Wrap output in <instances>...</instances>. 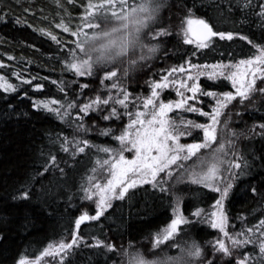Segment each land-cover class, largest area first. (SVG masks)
Here are the masks:
<instances>
[{
    "label": "trees",
    "instance_id": "1",
    "mask_svg": "<svg viewBox=\"0 0 264 264\" xmlns=\"http://www.w3.org/2000/svg\"><path fill=\"white\" fill-rule=\"evenodd\" d=\"M102 2L0 0V264H16L21 258L35 260L49 245L70 242L77 232L76 219L85 213L96 214L93 203L84 199L83 189L89 188V177H93L100 164L117 150L119 142L114 137L121 135L132 119V115L124 113H132L136 102L142 103L149 97L152 82L181 66L191 71L197 67L205 69L214 64L234 65L247 61L259 55L253 45L264 47V17L257 15L258 5L264 0H251L247 8L243 7L246 0H154L158 11L139 33V40L146 46H155L156 51L147 55L141 47L137 53L146 59L137 58L135 68L127 64L136 59L128 53L108 64L94 65L91 76L79 77L68 71L67 65L72 61L73 50L77 57L83 58L76 44L87 37L71 33L82 29L91 36L102 30L103 25L114 22V19L102 22L87 17L89 4ZM139 2L126 0V7L130 10ZM119 7L117 3L116 8ZM187 18L203 19L213 31L231 33L233 39L212 37L207 48H199L197 43L186 44L183 41ZM86 23H99L100 28L84 27ZM65 27L69 31H64ZM161 30H166L168 35L156 37ZM94 46L87 45L88 48ZM112 70L118 71L120 87L128 91L131 103L126 110L110 105L102 111L91 112L83 117L84 130L77 127L81 121L76 118L75 109L61 120L54 113L34 107L53 100L75 101L81 105L96 96L104 98L112 81H105V86H101L100 79L105 71ZM84 84L88 87L79 86ZM198 84L203 92L231 91V82L224 76L201 77ZM7 85L15 91H6ZM60 87L65 91L61 92ZM259 88L264 86L260 84ZM166 93L165 98L169 97V91ZM204 99L208 103L214 101L209 97ZM111 106L117 108L120 116L104 120L102 117L108 115ZM204 110L209 109L205 106ZM187 115L199 123L207 121L206 116L197 113ZM223 116L229 117V124L225 126L229 134L236 133L232 140V149L236 152L233 160L242 164L241 169H234L238 175L223 201V212L229 231L244 239L238 234L250 235L247 229L255 230L259 221L264 220V135L261 134L264 130L258 127L264 124V94L254 93L244 103L237 98L228 105ZM106 129L111 130L110 135L101 134ZM64 137L72 142L66 145L68 152L60 147ZM85 140L89 147L73 154L75 142ZM185 141H201V131L196 130ZM103 148L111 151H100ZM52 156L55 166L49 164ZM46 166L49 171L39 175ZM185 169L173 173L168 180L161 179L158 185L144 183L130 188L123 199H113L111 207L98 220L83 222L78 230L83 240L67 251L62 264H122L127 256L135 254L154 261L180 256L184 245L190 247L193 242L201 249L202 255L195 257L202 260L199 263L207 264L211 258L216 264H234L248 253L251 264H264L258 244L235 248L232 256L225 258L214 251L212 243L218 231L210 227L206 214L195 217L192 213L197 209L210 212L219 193L203 184L187 180L176 182ZM162 187L166 191H161ZM22 191H28L30 198L14 199ZM177 205L189 223L178 226L173 237L153 248L151 243L170 223ZM97 240L115 245V251L88 246ZM51 264H61V261L54 260Z\"/></svg>",
    "mask_w": 264,
    "mask_h": 264
},
{
    "label": "snow or ice",
    "instance_id": "2",
    "mask_svg": "<svg viewBox=\"0 0 264 264\" xmlns=\"http://www.w3.org/2000/svg\"><path fill=\"white\" fill-rule=\"evenodd\" d=\"M71 2V0H70ZM119 3V9L116 8V4ZM251 6V0H246V3L243 7L247 8ZM260 11L257 15L264 17V2L258 5ZM110 10V11H109ZM158 11V7L155 6L154 0H140L138 4H134L130 7V10L126 7V0H103L99 5L89 4L87 17L89 19H98L102 22L109 21L114 19L118 26L111 28L108 31L100 30L98 32H93L91 36H88L87 33H84L82 29L79 32H72L73 36L82 34L87 39L83 42L76 44V49L83 54V58H79L76 55V50H73L72 61L68 63L67 69L70 72H73L76 76L84 77L86 75H93L94 65L101 64L105 65L117 57H123L128 54L129 49H135L139 44V33L141 30L152 22L155 17V14ZM187 28L184 30V43L192 44L197 43L199 48H207L212 37L218 36L220 39L232 40L233 35L231 33H221L215 32L212 29V26L208 24L205 20H193L191 18L186 19ZM198 24L201 26V31L195 33L192 30V25ZM84 27L87 28H100L99 23H86ZM64 31H69L68 28H64ZM189 34L195 36V40L188 38ZM168 35L166 30H161L155 34L156 37ZM242 39H247L246 37H241ZM53 40L56 39L55 36L52 37ZM94 44V47H86L89 44ZM252 42L249 41V44ZM257 48L259 55L251 58L247 61H240V64L247 65L250 70L249 73L241 74L237 76V73L233 72L230 76L226 77L232 81L233 87L236 89L235 93L226 92L219 94L216 98V107L212 111L204 112L195 108V106H185L188 103V100L195 99V94L200 91V88L197 84L193 83L189 86L186 81L179 82V88H186L188 92L192 93V96L183 98L179 101H176L174 104L172 102L164 103L158 98L160 92L163 89H167L171 84L177 83L176 81L170 80L176 72H185V68L181 66L179 69L173 68L166 75L161 76L160 80L154 81L151 84V95L144 99L142 102V107L144 109L152 108L150 118L145 121L142 117L146 116L144 111H137L135 113V118L130 121L126 126L125 130L121 135L114 137L120 145L122 146L119 152V158L115 162H112V158L104 160L100 166L103 168L106 165H110L108 171L111 178L106 181L103 185L99 182L91 183L94 177H89V182L91 186L89 188H84V199L92 200L94 197L96 199V214L94 216H88L87 213L82 214L75 221V226L77 232L73 233L72 239L70 242L65 243L61 241L59 245L53 246L49 245L47 249L41 254V257L37 258L39 261L43 256H60L61 264L63 261V254H66L68 250L77 246L82 242L83 238L78 236V230L80 225L88 220H98L107 208L111 207V200L123 199L125 194L130 188H135L137 186L136 179H130V174L133 176H139V183H151L154 186L160 184V181L157 180V177L160 173H164L166 170L171 169L173 165L176 168H184V161L192 160L194 161V166L196 162H199V165H204L206 171L203 174L193 171L190 175L192 183L203 184L205 187L211 188L213 191L219 193V198L215 201L213 208L220 209V213L213 211L210 214L208 223L213 229H218L223 237L231 241V247L226 245L224 239L216 240L212 247L215 252L223 254V256L231 257L232 249L241 248L247 244H258L259 252L261 255H264V220L259 221L253 228H248L247 233L250 235L245 236L244 232L239 233V236H244V239L235 238L230 236L227 231H225V220L226 217L223 214V201L228 197L230 190L233 188L232 180L235 179L238 175L234 169H241L242 164L236 162L235 160L222 161L219 158V154L225 153V143H219L218 146L213 149L212 153L207 159L202 158L200 155L201 149H209L213 144L218 141V126L221 124L220 116L223 113V110L228 107L234 100L239 98L240 103H244L245 100H249L254 93L264 94V88L257 87V80L264 82V47L259 45H253ZM148 53H153L156 51L155 46L148 48ZM140 59H146V56H141ZM136 61H130V64H135ZM190 67H196L195 65H190ZM216 68L215 65L211 66ZM227 67V66H225ZM127 74V70L125 73ZM204 73H201L203 75ZM220 76H224V72L220 71ZM193 77L189 74L187 75V80H192ZM105 81H112L110 87L108 88V94L106 97L102 98L101 96H96L94 99L90 100L87 103L78 105L75 101H49V102H40L39 104L34 105V107L42 108L45 111L54 113L61 120L70 116V110H76V118L81 121L77 127L81 130L83 129V117L88 116L91 112L102 111L106 106L110 105H119L125 110L128 108L130 101V94L126 89L120 87L118 71H105L103 77L100 79L101 86H105ZM30 83V82H29ZM82 88H87L88 85H79ZM5 90L15 91L11 85H7ZM117 90L116 94L113 95L112 91ZM60 91L64 92L65 89L60 87ZM178 95L181 97L184 96L183 92L178 91ZM207 96L216 97L217 94L212 92L204 93ZM52 105H59L58 107H53ZM175 109H185L188 112H197L203 116L209 117V123L207 124H194L192 121L181 120L178 125L174 120H171L168 117V114L173 112ZM125 115L131 116L132 113L125 112ZM120 113L117 111L115 106H111L108 111V115L103 116L104 120H109L112 118H119ZM149 126L145 128V124ZM226 125V122H225ZM183 126L185 129L188 127H194L201 129L203 132V140L200 143H192L181 145L179 144V139L184 135H190L189 132L181 131L180 128ZM260 129L264 130V124L258 126ZM135 128L134 137L130 134V129ZM224 129H220V134H223ZM111 130L106 129L102 131V135H110ZM264 135V131L261 132ZM235 135V133H232ZM72 142L68 141L67 137L63 138V143L60 144L61 149L64 152H68L69 148L66 146ZM76 147L72 149L73 154L75 152H84L85 148L89 147L88 141H78L75 142ZM83 144V146H79ZM228 144L231 145L232 141H228ZM130 145V148H128ZM136 151V158L132 161H126L123 156L124 150ZM105 153L111 151L108 148L100 149ZM225 164L224 169L225 175L221 173L219 167L220 164ZM49 164L55 166V157L52 156ZM123 165V167H121ZM243 166H247L244 163ZM49 171V168L46 166L43 169V172L39 175H43L45 172ZM61 173L63 169H60ZM95 171V169H93ZM169 177L172 176V171L167 172ZM150 177V179H147ZM223 185L221 186V182ZM119 189V191H117ZM161 191H166L163 187ZM255 194V189L252 190ZM29 192L22 191V193L15 197L14 199L18 200H27L29 199ZM179 201V197H177ZM176 212L175 218L171 220L167 228L164 229L163 233L159 234L155 238L153 248L158 247L164 241L169 240L173 237L177 231L178 226L188 224L189 221L179 213L178 210L174 209ZM195 217H201L205 215L203 210L197 209L192 213ZM256 233H259V237L256 238ZM89 247H104L109 251H115V245L105 244L103 241L97 240L95 244L88 245ZM202 255L199 245L195 242L191 244L190 247L181 249V255L177 257H165L163 259H157L150 262V264H186V257H200ZM18 264H29L24 258H21L18 261ZM128 264H146V262L141 259L139 254H135L129 258ZM207 264H216L214 259H208ZM235 264H251V257L248 253L243 254L242 259H236Z\"/></svg>",
    "mask_w": 264,
    "mask_h": 264
},
{
    "label": "rangeland",
    "instance_id": "3",
    "mask_svg": "<svg viewBox=\"0 0 264 264\" xmlns=\"http://www.w3.org/2000/svg\"><path fill=\"white\" fill-rule=\"evenodd\" d=\"M116 26H118V23L116 21L109 22L106 25H103L102 30L108 31L111 28L116 27ZM186 28H187V25H186ZM188 38H191L192 39V38H194V36L191 35V34H189V37ZM193 40H195V39H193ZM146 45L147 44L144 45V43H142L141 40H139L138 46L135 49H129V52L128 53H130L131 55H134L136 57V59H135V61H136V60H138L137 58H140L142 56L141 54H139L140 52L137 53V51H139L141 47H142L141 50L145 49V53L147 55H149V53H148L147 50H148V48H150V46H146ZM127 64H129L132 68H135L138 63L136 62L135 64H130V60H129L127 62ZM214 65L216 66V68L208 67V68H205L204 69V68H198L197 67V68H194L191 71H185L183 73H174L172 76H170L169 79L172 80V81H176L177 83L171 84L169 88L161 90L160 96H159L158 99L160 101H163L164 103L172 102L174 104L176 101H179V100H181L183 98L192 96L193 94L190 93V92H188L186 88H183V89L179 88V82L186 81V83L189 86H191L193 83H195V84H197L199 86L198 82H199V80H200L201 77H206V78L219 77L220 76L219 75L220 71H223L224 72V74H225L224 77H228L233 72H235V73H237V76L238 77L241 76V74L249 73V77L248 78H251L250 77V70H249V68H248L247 65H243V64H240V63L234 64V65H227V64H214ZM225 66H227V67H225ZM201 73H204V74L201 75ZM189 74L193 77L192 80H187V75H189ZM230 82H231V91H229V92L235 93L236 89L233 87V84H232V81L231 80H230ZM258 84H259V86H260V84H262V86H264V82H261L259 79L257 80V87L259 88ZM199 88H200V86H199ZM114 91L115 90H113V92H112L113 95L116 94V92H114ZM166 91H169V93H168L169 94L168 95L169 97H167V98H165V95L167 94ZM178 91L179 92H183L184 96L181 97L180 95H178ZM204 93H207V92L201 91V88H200V91L195 94V97L196 98L195 99L188 100V103L185 106V108H187L188 106H195V108H197L199 110H203L204 112H209L210 113L212 111V109L214 107H216V98H218L219 94H222V93H217V96L216 97L207 96V95H204ZM150 95H151V93H150ZM207 97L213 98L214 101L212 103H208V100H205L204 99V98H207ZM205 106L208 107V109H209L208 111H205L204 110ZM133 109H134V111L132 112V119L135 118V113L137 111H144L146 113V116L145 117H142V119H145V121H147V119L150 118V115H147V114L151 113L152 108L150 107L149 109H144L142 107V103L140 101H138V102L135 103ZM226 109L223 110V113L220 116L221 124L218 126V141H217V143L213 144L212 147L209 148V149H201L200 150V153L198 154V155H200L204 159H207L210 156V154L212 153L213 149H215L218 146L219 143H225V153H226V155L223 154V153H221V154H219V158L222 161L233 160V153L235 152V149L233 151V149H232L233 146H232V144L229 145L228 144V141H232L233 138L236 137V133H235V135H230L229 132H228V129L225 127V126H227L229 124L228 123L229 117L228 118H225L223 116V114L225 113ZM190 113H193V114L197 113L198 115L203 116V115H201L199 113V111H197V112H188L185 109H175L174 108L173 112L169 113L167 118H169L171 120H174L178 125L180 124V121L181 120H184V121H192L194 124H207V123H209V117L206 116L207 117V121H205V122L204 121H201L202 123H199L194 118L188 117L187 114H190ZM203 117H205V116H203ZM132 119H130L128 121V124L130 123V121ZM225 122H226V125H225ZM148 127L149 126L146 123L145 124V128H148ZM221 128H224V130H225L224 132L228 136L227 135H224V134L223 135L220 134V129ZM180 130L181 131H186V132H189L190 133V135H184V136H182L179 139V144H181V145L192 144V143H200L203 140V132H202L201 129L194 128V127H188L187 129H185L183 126H181ZM196 130H200L201 131V141H199V142H186L185 141V138L193 135L194 132H196ZM129 131H130V134L134 137V135H135V128L130 129ZM224 136H227V137H224ZM121 148H122V146L119 143L118 144V147H117V150L114 151V152H112V154H111L112 162H115L116 160H118V158H119V152H120ZM128 148H130V145H128ZM123 156H124V158H125L126 161H132V160H134L136 158V151L134 149H132V150H124L123 151ZM195 159L196 158L194 157L192 160H188V161H184L183 162L184 167H186L187 169H185V171H182L183 173L181 174V176H178L176 182L183 181V180L191 181L190 175H191V173L193 171H195L197 173H200V174H203V172L206 171V167L204 165H199V162H196V166H194ZM109 167H110V165H106L103 168L101 166H99L98 169L93 173L94 179L92 180L91 183L99 182L101 185H103L104 183H106V181L111 178L110 173L108 171V168ZM121 167H123V165H121ZM219 167L221 169V173H223L225 175H228V173H225V171H224V169L226 167L225 164L222 163V164L219 165ZM169 170L172 171V175H173V173L177 172L178 170H181V168H176V166L173 165L171 167V169L166 170L164 173H160L159 176L157 177V180H159V181L161 179L168 180L170 178L167 175V172ZM129 178L130 179H136L138 181L137 182V185L141 184V183H139V179H140L139 176H133V175L130 174V177ZM147 179H150V177H147ZM221 185H223V181L221 182ZM90 186H91V184H90ZM117 191H119V189H117ZM96 199H97V197H94L92 200H88L89 202L93 203V205L95 206V208H96ZM113 199H115V198H113ZM175 209L178 210L180 214H182L181 211H180V207L178 205L175 207ZM96 210H97V208H96ZM213 211H217V213L219 214L221 210L220 209L212 208V210L210 212L209 211L205 212V214L208 216V219L210 218V214ZM222 211H223V209H222ZM223 214H224V212H223ZM175 215H176V212L173 211L172 219L175 218ZM224 216H225V214H224ZM168 225L165 228H167ZM165 228L162 229L161 233H163V231H164ZM216 230L219 233L216 240H218V239H224L226 245H228L229 247H231V241H229L227 238L223 237V234L218 229H216ZM225 231H227L230 236H233V237L237 238L233 233H231V231H229L228 224H227V218L225 220ZM155 238H154L153 242L151 243V245L154 244ZM59 243L60 242H56V243L51 244V245L57 246V245H59ZM190 246H191V244H190ZM187 247H189V246L184 245L183 249L184 248H187ZM61 255H63V257H64L65 254L62 253ZM221 255L223 256V254H221ZM39 257H41V255ZM225 257L226 256H224V258ZM54 260L56 261V263L60 262L61 261L60 256H55V257H52V256H43L39 261H37V259H35V260H27V261H29V264H51V262L54 261ZM144 261L146 262V264H150V262H152V260L151 261L144 260ZM199 261L201 262L202 260H199ZM199 261L196 260L195 257H186V263L187 264L188 263L191 264V262L193 264H206L204 262L203 263H199ZM128 262H129V257L127 256V259H125L122 264H128ZM16 264H18V263H16Z\"/></svg>",
    "mask_w": 264,
    "mask_h": 264
},
{
    "label": "water",
    "instance_id": "4",
    "mask_svg": "<svg viewBox=\"0 0 264 264\" xmlns=\"http://www.w3.org/2000/svg\"><path fill=\"white\" fill-rule=\"evenodd\" d=\"M192 30H193V32H195V33H199L200 31H201V26L200 25H198V24H193L192 25ZM194 36V35H193ZM194 38H195V36H194ZM196 39V38H195Z\"/></svg>",
    "mask_w": 264,
    "mask_h": 264
},
{
    "label": "clouds",
    "instance_id": "5",
    "mask_svg": "<svg viewBox=\"0 0 264 264\" xmlns=\"http://www.w3.org/2000/svg\"><path fill=\"white\" fill-rule=\"evenodd\" d=\"M87 47V46H86Z\"/></svg>",
    "mask_w": 264,
    "mask_h": 264
}]
</instances>
